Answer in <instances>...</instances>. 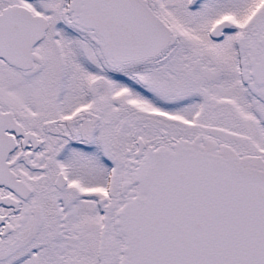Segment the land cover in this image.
<instances>
[{
    "label": "snow or ice",
    "instance_id": "snow-or-ice-1",
    "mask_svg": "<svg viewBox=\"0 0 264 264\" xmlns=\"http://www.w3.org/2000/svg\"><path fill=\"white\" fill-rule=\"evenodd\" d=\"M0 264H264V0H0Z\"/></svg>",
    "mask_w": 264,
    "mask_h": 264
}]
</instances>
